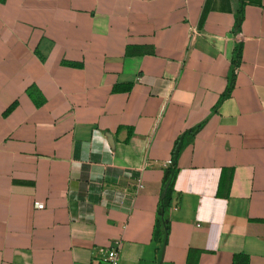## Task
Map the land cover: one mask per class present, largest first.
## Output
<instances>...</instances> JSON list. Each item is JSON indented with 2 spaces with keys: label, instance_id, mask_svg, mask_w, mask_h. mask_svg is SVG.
I'll return each instance as SVG.
<instances>
[{
  "label": "crops",
  "instance_id": "1",
  "mask_svg": "<svg viewBox=\"0 0 264 264\" xmlns=\"http://www.w3.org/2000/svg\"><path fill=\"white\" fill-rule=\"evenodd\" d=\"M237 6L0 0V264H264V0Z\"/></svg>",
  "mask_w": 264,
  "mask_h": 264
},
{
  "label": "trees",
  "instance_id": "2",
  "mask_svg": "<svg viewBox=\"0 0 264 264\" xmlns=\"http://www.w3.org/2000/svg\"><path fill=\"white\" fill-rule=\"evenodd\" d=\"M242 18V10H241V0H238V6L234 13V21L233 26L236 30L239 29V24ZM241 44L239 41H236L231 54V62L233 65L238 63L239 60V53H240ZM233 84V76H230L227 79L225 87L223 91L220 93L218 100L226 96L230 88ZM175 159L172 157L170 162L163 167L162 169V176H161V189H163V194L160 196L156 208V215L153 224V239L157 242V250L159 251L162 245L166 240L167 234V222L162 218V211L163 209L170 204V194L172 190V179L175 172Z\"/></svg>",
  "mask_w": 264,
  "mask_h": 264
},
{
  "label": "built area",
  "instance_id": "3",
  "mask_svg": "<svg viewBox=\"0 0 264 264\" xmlns=\"http://www.w3.org/2000/svg\"><path fill=\"white\" fill-rule=\"evenodd\" d=\"M140 186V182L136 180V187ZM36 207L40 203L34 204ZM95 257L99 264H118L121 254V245L119 243L111 246H97L94 251ZM89 264V263H82Z\"/></svg>",
  "mask_w": 264,
  "mask_h": 264
},
{
  "label": "water",
  "instance_id": "4",
  "mask_svg": "<svg viewBox=\"0 0 264 264\" xmlns=\"http://www.w3.org/2000/svg\"><path fill=\"white\" fill-rule=\"evenodd\" d=\"M162 193H163V191H162Z\"/></svg>",
  "mask_w": 264,
  "mask_h": 264
}]
</instances>
